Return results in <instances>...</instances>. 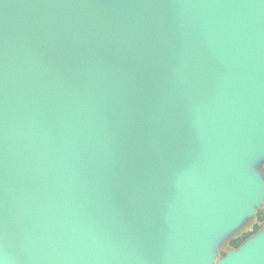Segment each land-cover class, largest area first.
<instances>
[{"label": "water", "instance_id": "water-1", "mask_svg": "<svg viewBox=\"0 0 264 264\" xmlns=\"http://www.w3.org/2000/svg\"><path fill=\"white\" fill-rule=\"evenodd\" d=\"M263 9L0 0V264H209L264 204Z\"/></svg>", "mask_w": 264, "mask_h": 264}, {"label": "rangeland", "instance_id": "rangeland-1", "mask_svg": "<svg viewBox=\"0 0 264 264\" xmlns=\"http://www.w3.org/2000/svg\"><path fill=\"white\" fill-rule=\"evenodd\" d=\"M120 2L121 0H82V4L86 12L93 16L113 12L117 9ZM258 25L257 30L264 33V9L261 22ZM206 151L210 155L231 154L230 151H227L224 148L210 147V145L206 148ZM239 161H242V159ZM261 172H264L262 167ZM262 210H258L256 212L249 210V212H246L243 216H241L239 223H237L235 227L230 228L231 230L211 232L207 235L203 234L199 237L205 246H207L208 251L204 256L205 259L210 262L209 264H227L231 259H240L247 255V253L251 250L252 243H254L255 240L258 241L264 236V222L262 223L260 230L253 234L239 247L233 248L229 245V243L233 239H237L246 233L252 232L253 227L256 224V216L258 212ZM223 233L227 235H223Z\"/></svg>", "mask_w": 264, "mask_h": 264}, {"label": "trees", "instance_id": "trees-1", "mask_svg": "<svg viewBox=\"0 0 264 264\" xmlns=\"http://www.w3.org/2000/svg\"><path fill=\"white\" fill-rule=\"evenodd\" d=\"M264 222V210L259 211L256 216V224L253 227V231L244 234L241 237H238L237 239H233L230 241L229 245L233 248H237L240 245H242L246 240H248L253 234L258 232L262 226V223Z\"/></svg>", "mask_w": 264, "mask_h": 264}, {"label": "crops", "instance_id": "crops-1", "mask_svg": "<svg viewBox=\"0 0 264 264\" xmlns=\"http://www.w3.org/2000/svg\"><path fill=\"white\" fill-rule=\"evenodd\" d=\"M261 167L264 169V159L260 162V165H259V167H258V172H257V173L259 174L261 180L264 181V172H263V173L261 172ZM262 209H264V204H263V206L260 208V210H262Z\"/></svg>", "mask_w": 264, "mask_h": 264}]
</instances>
